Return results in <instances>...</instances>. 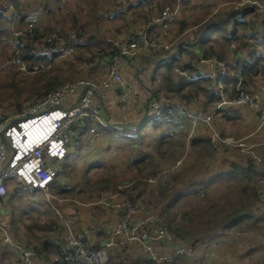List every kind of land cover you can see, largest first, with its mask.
<instances>
[{
    "label": "trees",
    "instance_id": "16d2710c",
    "mask_svg": "<svg viewBox=\"0 0 264 264\" xmlns=\"http://www.w3.org/2000/svg\"><path fill=\"white\" fill-rule=\"evenodd\" d=\"M178 1L181 2L182 5L181 9H179V15H174L171 28L163 34L160 24H154L152 22L162 14L165 7L169 6L171 9L175 8ZM3 2L4 0H0V26L7 20V16L9 17L7 21L9 26L5 27V29L0 28V34H3L8 29L9 31L12 30L10 26L12 21L14 22L17 20L19 24L27 27L23 34L14 38L16 47L13 46V48L11 47L12 44H10L11 50L7 51V55L11 53L15 61L25 64L26 71L30 74H24L18 66H11L8 69L0 68V105L7 102L10 107L14 106L16 112L20 111L23 102L29 101L28 104L33 103L66 84L63 79L65 77L62 75L65 68L72 69L73 66L81 63V65H85L88 69V77L93 78L95 75V68L103 63L107 65L110 64L114 56L120 51L119 44L124 43L125 45H130L133 43L136 40L137 31L140 28H145L152 40L157 42L162 41L167 44L172 43L174 38L194 28L192 29L193 31L191 32L190 38L185 39V42L180 41L178 44H173L177 47L175 52L172 50H164L163 48H147L149 51L155 52V56L158 59V64L153 66L152 69L153 77H155L156 73H160L162 68L165 71L161 73L160 79H158L157 88L159 87V92L153 93L154 97H157L159 93L165 92L168 95L171 94L167 96L168 99H170V96H173L171 99H174V101L185 99L189 103L192 112L213 113V123L215 124L214 120L216 117L231 119L233 117L231 114L236 110V106L224 105L223 99L232 100L241 92L254 93L264 85V55L258 50L259 44H264V37L257 38L258 31H260V29H257L258 24L263 25L264 18L255 13V10L250 6H245L244 11H231L222 17L218 15L209 16L210 4L207 3L209 5L205 4V6H203L204 2L201 0H134L124 1V3L117 1L116 10L110 15H104L103 19L111 21L117 16H121L122 25L115 30L116 35L121 37L120 43L116 42V38L114 42L105 38L102 40L97 37V32L99 30L94 29L97 19L80 22L78 18L76 19L75 15H72L70 26L67 28L68 30L63 29L56 31V34L63 36L65 39L69 38L71 35H75L79 39V43L73 48V51L78 53L73 57V61L68 63L66 62L68 57L61 61H57V59H62L61 57L69 47V44L59 46L46 41L43 43L42 39L49 35L48 33L50 31L41 27L39 24L36 25L35 21L32 22L27 19L28 15L22 11L21 0H10V4L6 6H2ZM92 7L93 5H88L90 11H92ZM196 9H198L197 12H191ZM252 14H255L254 19L244 21L246 15ZM258 17H261V21L256 20ZM66 22L67 20L64 21V23ZM93 29L95 31H93ZM159 33L163 36L161 40L159 39ZM171 35H174L172 39H170ZM35 44L41 45L42 49H37ZM232 44L234 47H232ZM85 54H89L90 57H85ZM96 60L99 61L97 64H95ZM213 60H215L216 63L212 62ZM206 61L212 63L214 67L213 70L215 71L214 76H210L211 70L204 63ZM48 64L51 65L50 68H46ZM66 64L69 66L67 67ZM239 69H241L240 79L237 76ZM73 79L75 78L72 77L71 80ZM199 104H203V108H197ZM153 117L154 122L151 124V128L156 131L164 125L162 122H171V119L175 120V117L170 116L166 112L162 115H154L147 119L150 120ZM144 121H146V119ZM140 126H137L138 129ZM135 129L136 128H133V130ZM154 140V152L158 156H161L164 152L170 155L178 153V151L170 152L172 146H174L171 132L159 130V134ZM140 143H142V141H140ZM80 147V145L77 146L78 151ZM209 150L208 139L193 138L190 140L189 151L197 155L200 154L199 157H203V155L206 156ZM135 151L136 156L131 160V164L136 166L139 173L145 171L143 172L145 173V178L143 179L154 177L158 174V171L160 172L162 167H168V162L165 163L164 166H161L158 162L154 161L152 155L146 150L136 149ZM63 161L65 165H67L69 163V155H67ZM246 171L248 172L247 174H242L241 168H238V166L232 163L231 168L222 175L235 179L238 178V176L240 177L239 174H241L242 178L249 181L251 177L248 174L254 171V166L251 165L250 161ZM172 176L173 175L170 177ZM173 178L175 180L178 179L177 176ZM102 180L104 183L102 186L93 188L95 193L105 189L111 190L116 186L114 181H110L112 178H103ZM53 182L50 185V189L54 194L67 195L70 193V190L59 189V192H57V189H54ZM147 186V182L137 180L127 190L121 193L123 195L126 194L125 199L133 203L137 211L140 209L139 203L143 205L142 209L146 210L149 195L150 197L153 196V190L146 192ZM157 188L158 190L155 196L156 201L159 203L165 202L160 212L162 216H166L164 225L175 235L176 239L180 238L191 246L195 244V240L200 234L204 235V237L208 236V233L216 235V233L218 234L217 230L220 228L224 231L230 228H237L238 231H242L240 230L242 224L247 225L249 222L252 226L259 229L258 224L262 219L264 220V213H262V215H252L245 211L243 213L241 209H236L225 216H222L223 211L218 209L216 213L212 214L210 219L208 209H205V211L203 210L202 212L199 210L198 225H191V229H187L186 224H193L192 222L194 220L192 216H188V210H181V212H179L183 216L184 221H182L183 224H178L175 223V216H169V209L180 197L190 195L191 192L197 193L198 190L180 192L173 197L171 193L172 190H164L161 184H159ZM254 190L255 188H252V191ZM35 192L39 193L36 194ZM255 193L252 195L253 197L252 201H250V205L254 204V202L258 203L256 190ZM39 194H41L40 191L28 193L20 189H14L10 193L8 198H6L9 201L7 208H12V210L24 214L22 217L19 216L18 224L12 222V217H10L8 229L16 236L20 232L25 234V237L22 236L19 238L17 236L19 238L18 240H22L19 244L23 246V248L34 249V264H73L63 259L60 250V243L65 234V226L60 218H58V215L48 205L43 204L46 206L44 210H39L37 207L31 205V202L35 200V195ZM26 196L31 197L30 200H33L26 202L28 204L25 203V205L22 206L26 209L23 210L22 208L14 206V202H20V199ZM14 199H16V201H14ZM2 200L3 199H0V204H2ZM21 203L24 204L23 202ZM34 210L42 215L39 218V222L35 223V225L25 224V215L29 217V211ZM218 216L219 219L217 221L215 219L216 217L218 218ZM33 227L37 229L39 234L33 230ZM104 229L105 230L102 229L98 233L102 236L101 240H99L100 242H96L92 246L88 243V239L85 235L79 233L77 230V233H74L76 236H79L82 241L89 244L91 248L99 250L103 246L101 241H106L111 232V230ZM247 231L249 230H243V232ZM1 240H3V238ZM209 240H211V238ZM207 244H209V242ZM125 249L126 248L122 246L120 247V251L112 253L110 256L122 258L125 262H127L126 259H128L129 264H138L137 261H130L127 255H123ZM250 250L251 249L248 251ZM139 258L141 261H148L145 255ZM182 258H184L183 255L178 256L175 261ZM148 262L149 264H153L150 261Z\"/></svg>",
    "mask_w": 264,
    "mask_h": 264
},
{
    "label": "rangeland",
    "instance_id": "374dc122",
    "mask_svg": "<svg viewBox=\"0 0 264 264\" xmlns=\"http://www.w3.org/2000/svg\"><path fill=\"white\" fill-rule=\"evenodd\" d=\"M117 1L124 3L125 0H21V3H22L23 13L28 15L27 19L32 22L35 21L36 25L39 24L41 25V27L46 28V30H49L50 32L48 34L56 33V31L58 30H63V29L68 30L67 28L68 26H70L71 17L72 15H75L76 19L78 18L80 22H86L87 20L97 19L94 28L95 30H99L97 32L98 35L96 34L97 37L102 40L103 38H105L107 40L114 42L116 38L117 39L116 42L120 43L121 37L119 35H116L115 30L117 29V27L122 25L121 16H117L111 21L103 19L104 15H110L113 13L114 10H116ZM128 1H134V0H128ZM201 1L204 2L203 6H205V4L207 3L210 4L209 16L218 15L223 17L231 11L241 12L245 10L244 9L245 6L246 7L250 6L255 10V13L261 15L264 18V0H201ZM9 2L10 0H4L2 6H6L10 4ZM88 5H93L92 11L88 9ZM181 7H182L181 2L178 1L175 8L173 9H171L170 7L169 8L173 10L175 12V15L177 16L179 15L178 13ZM194 11L197 12L198 9L192 10L191 12L193 13ZM254 16L255 14L246 15L244 17L245 19L244 21H250L254 19ZM8 18L9 17L7 16L6 17L7 20L2 23V26H0L1 29H5V27L9 26V24H7ZM66 20L67 22L64 23V21ZM256 20L261 21V17H258ZM10 26L12 27V30L9 31L8 29L3 34H0V68L8 69L11 66H16V67L18 66V68L21 71H23L24 74H30L29 72L26 71V68L21 69L20 65L16 63L17 61H15L11 53H8L9 55H7V51L11 50L10 44H12L11 47L13 46L16 47V41H14V38L16 36L23 34L24 31H26L27 27H24L23 25L19 24L17 20L14 22L12 21V24H10ZM258 26L261 32L259 34L258 31L257 38L264 37V23L263 25L258 24ZM94 29L93 31H95ZM192 29L194 28H191L185 34H182L181 36L174 38L172 40L173 42L168 43V45L170 44V46H172L173 44H178L180 41L185 42V39L190 38L191 32L193 31ZM173 36L174 35H171L170 39H172ZM45 38L42 39L43 43L45 42ZM39 44H35V45L37 49L40 50L42 49V46ZM173 47L175 46L173 45ZM258 50L264 55V44L263 45L259 44ZM77 53L78 52L72 51L69 54H63L61 57L62 59L58 58L57 61L64 60L68 57L66 59L67 60L66 62L71 63L73 61V57H75V54ZM85 57H90V55L85 54ZM123 60L126 62L128 61L126 58L122 59L119 63L118 70L120 69L121 62L122 63L124 62ZM66 66L68 67L69 65L66 64ZM104 68H105L104 64L102 67H100V69L96 67L95 75L93 74L94 77L89 78L88 69L86 68L85 65H81L80 63L73 66L72 69L65 68L62 75L65 77L63 79L65 80V83L67 85L74 81L84 80V79H90L91 81L97 82L100 81L102 76L104 75L105 73ZM72 77H74L75 79L71 80ZM145 80L148 81L147 84L149 86H152L150 75H148V77ZM143 84H145V82ZM132 87H134L135 95L133 96V101L129 102L128 105L129 107L127 109H129L132 105H136L137 103L136 99L138 98V95L144 92L143 89H145L144 86L142 84L140 85V83L137 80L132 82ZM145 87L147 88V85H145ZM169 95L165 92L164 93L162 92L159 93L158 96H163L166 99H168L167 96ZM171 97L173 98V96H170V99H168L169 102L174 101V99H171ZM28 102L29 101L23 102L22 107L28 104ZM116 107H117L116 111L121 113L122 109L119 106L118 98H117ZM200 107L203 108V104L202 105L199 104V106H197V108ZM0 112L5 115L13 116L16 110L14 109V106L10 107L6 102L0 105ZM151 115L152 114L150 112H147L145 118H149ZM239 115L236 121H226V119L224 118L216 117L214 120L215 124L213 123L214 129L216 130V132L222 134V136L224 135L232 136L235 139L245 138L244 128L241 129V126H243L241 124L243 123V117L241 116V118H239L240 117ZM120 119L122 121L121 117H119V120ZM146 120H147L145 123L146 125H141L139 129L136 128L130 134H127L125 130H115L113 128H110L112 129V134H114L113 138H115V140L119 143V145L113 144V149L110 152L111 156L105 159L104 167L91 169L89 168V164H88L90 160H88L89 157H87L86 153H89L90 155L94 153L91 144L93 143V141L94 143L97 142L99 140L98 138H100L101 136V132L105 131V128H102L101 125L98 124L97 129L100 135L96 138L88 140V142L84 144L83 152L80 153L77 152V147L72 146L67 152V155H69V163L65 165V162L63 160L60 162V166L58 168V176H56L55 181L53 182L54 183L53 186L54 189H57V192H59V190H70V193H68L67 195H56L50 189L51 198L53 199L50 200V204L49 203L47 204V199L43 194H39V195H35L36 197L34 198L35 199L34 201L30 200L31 197L29 196L20 199V202H14L16 201V199H14L13 201L14 202L13 204H15L14 206H16L17 208H22L24 210L26 208L25 207L23 208L22 206L25 205L26 202L33 201L31 202V205L33 207H37L39 210H44V208H46V206L44 205H48V206L51 205L55 209V211L61 213L62 208L60 210V205L63 206L66 209V211H68L69 208L67 207L73 208L72 207L73 201H76L83 203V205H86L87 207H89V209L92 207L91 210H93V213L91 214L94 217L97 215L96 211L98 208L97 207L94 208L93 206V203L97 199V195H94L93 197V194L95 193V190L93 188H99L100 186H102L104 184L102 180L103 178H112V180L110 181H114L116 183V186L111 191H119V192H123L124 190H127L137 180L147 182L148 186L146 192L153 190V196L150 197L149 195L148 206L146 207V210H143L142 209L143 205L139 203L140 209L135 213L136 214L135 217L138 218L148 213L159 214L165 205V202L159 203L155 199L156 192L158 190L157 186L159 185V183H151L148 181V179H143L145 178V173H143L145 171L139 173L138 169H136V166L131 164V160L134 159L136 156V151L132 150L131 148L125 147L126 145H128V143L130 144L134 140H139L143 138L145 128L147 127V125H150L152 124V122H154V117L150 120L148 119ZM187 123L190 124L189 122ZM191 131L193 130L191 129ZM149 140H150L149 137L145 139L146 142H148ZM190 140H191V136L188 137V143H190ZM245 140L248 143L255 144L254 146L256 147V149H253V152L255 153L256 156L259 157L257 163L254 162L252 163L247 154L240 152L237 149L216 150L210 148L207 155L206 156L203 155V157H199L200 154L197 155L194 154L193 152H190L189 149L187 151L185 150L183 151V149H179V152L181 150V153H177L173 155H170L168 153L167 155L162 154L160 156V159H158V156H157L158 160L154 159V161L156 160V162H158L161 166H164L165 163L168 162L169 168L173 167L172 164L175 161L181 159V164L174 168L173 170L174 174H172L173 175L172 177H169V181H168L169 183L171 181H175V179L173 178L174 176H177L178 178L177 179L178 182H176V184L171 186V188L169 189L170 191L172 190L171 193L173 197H175L176 194L180 192L198 190L197 193L191 192L190 195H185L180 197L176 202L172 204V207L169 209V216H175V223L183 224L182 222L184 221L183 216L181 215V213H179L181 212V210H185V211L188 210L189 213L188 216H192L194 218L192 222L193 224H186L187 229H189L191 225L193 226L194 224L198 225L199 210L200 212H202L203 210L205 211V209H208L210 219L212 214L216 213L218 209H221L223 211L222 216L228 215L229 213H231L236 209L243 210L242 211L243 213L244 211L250 212L249 214L254 213V214L262 215V213H264V207L260 204L259 193H258L260 191L259 189L264 187V149L262 152H260L261 150H259L260 148L256 144L257 142L256 139H250V137L249 139H247L246 137ZM146 151L152 154L154 153L152 149H147ZM249 161L251 165L254 166V171L248 174L251 177L249 181H247L245 178H242L241 174H239L240 177L238 176V178L235 179L232 177L230 178L222 175L226 173L229 170V168H231L232 163L238 166V168H241L242 174L243 173L247 174L248 172L246 171V168L248 166ZM86 168L89 169L86 170ZM166 168L167 166L162 167V169H166ZM160 172L158 171V173ZM252 188H255L257 192L258 203L254 202V204L250 205V201H252V197H253L252 195L253 193H255V190L252 191ZM12 191L13 189H10L8 191V195L6 196V198H8V196ZM28 193H32V192H28ZM35 193L37 194L39 192H35ZM125 195L126 194L123 195L124 199L126 197ZM124 201H128V200H124ZM21 202H23L24 204H22ZM84 203H88L89 206ZM250 208L254 210L249 211L251 210ZM255 208L257 209V212L255 211L256 210ZM259 208L260 211L258 210ZM8 210L10 217H12V222H16L18 224L19 216L22 217L24 213L19 211H14L12 210V208H9ZM62 213L64 215H67L64 212ZM28 216L29 217L25 215L26 217L25 224L35 225V223L39 222V218L42 215H40V213L34 210V211H29ZM93 217H91L89 214V216H87V219L91 221ZM161 218L163 219V221H165L166 216L163 215ZM218 219L219 216L218 218L216 217L215 220L218 221ZM262 220L258 224L259 229H257V227L255 226H252V224L249 222L247 223V225L242 224V228H240V230L242 231H238L237 228L234 229L230 228L224 231L220 228L219 230H217V232L220 234L216 233V235L215 234L213 235L212 233H208L207 234L208 236L206 237L200 234L196 238L195 240L196 242L193 246L189 245L187 242L181 240L180 238L176 239L175 242L176 244L191 247L192 254L189 256H184V258L177 261H175L176 260L175 259L170 264H233V262L231 261H235L234 264H264V220L263 221ZM5 223L6 226H9L8 218L5 220L4 224ZM6 226L2 225V228L6 230L5 229ZM244 229L249 231L243 232ZM33 230L36 233H38L35 227H33ZM3 231H1L0 229V233ZM243 233H246V235ZM10 234H11L10 235L11 241H17L22 236L25 237V234L21 232L17 234L19 238L16 235H13L12 231L10 232ZM210 238L211 240H209ZM234 238L241 240L238 241L239 244H235L234 241H227V239L232 240ZM220 240L221 243L218 244ZM208 242L209 244L210 243L211 244L210 245L207 244ZM206 244L208 245V248L205 247ZM133 246L134 245L125 246V248H127V252L134 250L135 248ZM116 247L120 248L122 246H115L113 249H115ZM249 249L251 250L248 251ZM129 253L128 255H130Z\"/></svg>",
    "mask_w": 264,
    "mask_h": 264
},
{
    "label": "built area",
    "instance_id": "2783aa9c",
    "mask_svg": "<svg viewBox=\"0 0 264 264\" xmlns=\"http://www.w3.org/2000/svg\"><path fill=\"white\" fill-rule=\"evenodd\" d=\"M174 15L175 12L166 7L152 23L160 24L162 33L165 34L171 28ZM45 41L59 46L69 44L64 54L72 52L79 43L75 35L65 39L56 33L47 35ZM140 48H163L173 52L177 50V47L170 44L152 40L147 30L140 28L133 43L120 44L119 53L107 65L106 74L100 81H74L24 105L13 116L0 112V199H4L10 189H20L28 192L40 191L50 204V185L55 180L60 162L66 157L68 150L72 146H79L84 140L100 135L97 126L103 123L101 109L108 98V90L118 88L119 106L122 110L127 109L129 102L133 101L135 93L124 80L118 66L123 58L132 59ZM16 63L21 69L26 68L25 64L19 61ZM50 67V64L46 66ZM240 70L237 72L239 79ZM211 72L210 76H214L215 71ZM260 90L264 94V85ZM223 104L245 107L257 112L264 120V105L259 106L255 94L241 92L232 100L223 99ZM146 108L152 114L150 117L166 112L177 120H186L193 126L204 127L209 131L208 143L211 149H237L247 154L252 163H257L259 157L253 152L254 144L248 143L246 137L235 139L232 136H222L213 127V113H194L185 99L169 102L163 96L152 97ZM34 124H38V129ZM180 164L181 159H178L172 164L173 167L162 169L156 176L148 178V181L159 183L164 190H169L176 184L175 181L169 183V177ZM111 190H102L99 193L98 204L120 210V217L102 248H91L79 236L69 231L60 243L64 260L73 264H129L121 258L109 255V251L115 246L129 245L138 246L153 264H170L178 256L192 254V248L175 243L176 237L164 225L160 213H148L136 218L134 204L130 201L114 203L112 199L118 192ZM259 190V201L264 207V187ZM5 241L10 240L5 238ZM18 258L21 264H34L35 251L32 248L19 249ZM148 261L143 264H149Z\"/></svg>",
    "mask_w": 264,
    "mask_h": 264
},
{
    "label": "crops",
    "instance_id": "0c3cea01",
    "mask_svg": "<svg viewBox=\"0 0 264 264\" xmlns=\"http://www.w3.org/2000/svg\"><path fill=\"white\" fill-rule=\"evenodd\" d=\"M257 29H259V26ZM159 37H160L159 39L161 40L163 37L161 33H159ZM212 62L216 63V61L214 60ZM204 63L210 68L211 71H213L214 67L210 61L208 62L206 61ZM204 63H201V64H204ZM103 64L98 65L97 68L100 69V67H102ZM157 64H158V59L155 56V52L153 51L151 52L147 48L138 49L137 53L133 56L132 59L128 60L127 62L126 61H124L123 63L121 62L119 72L123 76L124 80L131 86L132 90L134 91V87H132V82H134L135 80H137L140 83V85L142 84L145 89H143L144 92L138 95V98L136 99L137 101L136 105H132L129 109L121 110V113L116 111L117 98L119 94L118 88L114 87L108 90L109 91L107 92L108 98L106 101L103 102L102 109H101V112H102L101 118H102L103 123L100 125L102 128H105V131H104L105 133L101 132V136L100 138H98L99 140L95 143L93 141V143L91 144V147L94 150V153L91 155L89 153H86L87 157H89L88 160H90L88 163L89 168L95 169L98 167H104L105 159L111 156L110 152L113 149V144L119 145V143L115 140V138H113L114 134H112V129L110 128H113L115 130H125L127 134H130L131 132L134 131L133 128H138L137 126L144 125L146 123L147 120L146 121L144 120L147 119L145 118L146 113H147V108H146L147 103L152 97H154L153 93L159 92V87L157 88L158 86L157 82H158V79H160L161 73L165 72L164 69L162 68L160 70V73H156L155 77H153L152 69H153V66ZM104 65H105V68H104L105 73L102 76V78L105 76L106 71H107L106 69L107 64H104ZM148 75H150L152 86H149L147 84L148 81L145 80L148 77ZM144 82L145 84H143ZM145 85H147V88L145 87ZM252 94H255V96L257 97L259 106H263L264 105V94L261 92L260 88ZM235 109H236L235 112L231 114L233 115V117L231 119H226V121H236L238 118V115L240 114L239 118H241V116L243 117V123H241L243 126H241V129L244 128V132H245L244 136L247 137V139H249V137L250 139H256L257 141L256 144L260 148L259 149L261 150L260 152H262L264 149V127H263L264 120L259 117V114L257 112L249 110L245 107L236 106ZM119 117L122 118V121L121 119L119 120ZM187 122L188 121L186 120L171 119V122L170 121L162 122L164 123V125L160 129H158V131L152 129L151 124L147 125V127L145 128L144 137L139 140H134V141L132 140L133 142L130 143L131 145L128 143V145H126L125 147L131 148L132 150L152 149L154 152V145H155L154 139L159 134V130L160 131L166 130L172 133V139H173L172 142L174 143L173 144L174 146H172L170 152L178 151V153H180L179 149H183V151L184 150L187 151L189 149V143H188L189 136H191V140H192L193 138L207 139L209 135V131L206 128L201 127V126H192L191 124H188ZM191 129L193 131H191ZM147 137L150 138L148 142L145 141ZM140 141H142V143H140ZM87 142L88 140L82 141L83 144L82 145L80 144L81 146L80 150L79 151L77 150V152L79 153L83 152L84 144H86ZM254 148L256 149V147ZM150 154L152 155L154 159L156 160L160 159V156H158L155 152L153 154L152 153ZM157 156H158V159H157ZM250 161L252 162L251 159ZM89 168H86V170ZM175 182H178V181L175 180ZM116 192H118V194H115V198L112 199L114 203H121L124 200H126L124 199L123 194L121 192L119 191H116ZM94 195H97V199L93 203V206L94 208L95 207L98 208L96 211L97 215L94 217L91 214L93 213V210H91L92 207L89 209V207H87L86 205H83V203L81 202L73 201V204H72L73 208L67 207L69 208L68 211H66V209L60 205V210L62 208L61 211L67 215H64L62 212L59 213L55 211V209L51 205H49L51 206V208L53 209L55 213L57 212L56 214L58 215V218H60L61 222L65 226V234L68 233L69 231H72L74 233L77 230L79 233L87 237L88 243L91 246L96 242H100L99 240H101V237H102L100 234H98L100 230L102 229L105 230L104 228H106L112 231L116 222L119 220V215H120V210L112 206H102L98 204L99 192L94 193L93 197ZM8 203L9 201L5 197L2 200V204H0V229L1 231L4 230V228H2V225L6 226V223L4 224L5 220L8 218V221H9V218H10L9 210H8L9 208H7ZM84 204L88 205V203H84ZM252 210L254 209H251L249 211H252ZM258 210L260 211V208ZM255 211L257 212V209ZM89 214L91 217L94 218V219L92 218L91 221L87 219V216H89ZM8 227L9 226L5 227L8 233L6 230L0 233V264H21L18 258V251L19 249H23V246L19 244L22 242V240L11 241L10 239L11 234H10V231L8 230ZM73 228H76V229H73ZM243 234L246 235V233H243ZM2 238L3 240H1ZM5 238H8L10 241L7 243L5 241ZM227 241H234L235 244H239L238 241H241V240L234 238L232 240L227 239ZM101 243L103 245L104 242L101 241ZM219 243H221V240L218 242V244ZM133 247L135 249L132 251H129L130 253L127 252V248H126L123 255H127L130 261H133V262L137 261L138 264H143L145 260L141 261L139 257L142 255L144 256V254L141 252L138 246L134 245ZM205 247L208 248V245ZM112 251L113 253H115L117 251H120V248L116 247L115 249H111L109 251V255L112 254ZM128 253L130 255H128ZM126 261L129 262L128 259H126ZM231 262H233L234 264L235 261H231Z\"/></svg>",
    "mask_w": 264,
    "mask_h": 264
},
{
    "label": "bare ground",
    "instance_id": "6f19581e",
    "mask_svg": "<svg viewBox=\"0 0 264 264\" xmlns=\"http://www.w3.org/2000/svg\"><path fill=\"white\" fill-rule=\"evenodd\" d=\"M34 126H36V129H38V124H34Z\"/></svg>",
    "mask_w": 264,
    "mask_h": 264
}]
</instances>
